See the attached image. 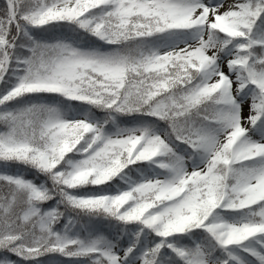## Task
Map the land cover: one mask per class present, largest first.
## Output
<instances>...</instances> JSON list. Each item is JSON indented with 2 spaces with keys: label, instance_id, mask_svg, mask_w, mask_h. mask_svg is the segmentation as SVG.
Listing matches in <instances>:
<instances>
[{
  "label": "snow or ice",
  "instance_id": "snow-or-ice-1",
  "mask_svg": "<svg viewBox=\"0 0 264 264\" xmlns=\"http://www.w3.org/2000/svg\"><path fill=\"white\" fill-rule=\"evenodd\" d=\"M0 264H264V0H0Z\"/></svg>",
  "mask_w": 264,
  "mask_h": 264
}]
</instances>
